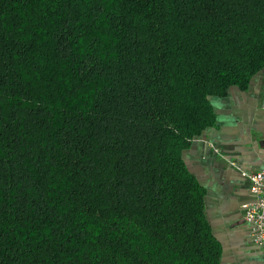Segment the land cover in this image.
<instances>
[{
	"label": "trees",
	"instance_id": "1",
	"mask_svg": "<svg viewBox=\"0 0 264 264\" xmlns=\"http://www.w3.org/2000/svg\"><path fill=\"white\" fill-rule=\"evenodd\" d=\"M264 67V0H0V264H220L182 153Z\"/></svg>",
	"mask_w": 264,
	"mask_h": 264
},
{
	"label": "crops",
	"instance_id": "2",
	"mask_svg": "<svg viewBox=\"0 0 264 264\" xmlns=\"http://www.w3.org/2000/svg\"><path fill=\"white\" fill-rule=\"evenodd\" d=\"M209 98L215 121L182 157L205 190V213L220 243V264H264L263 250L252 243L241 206L251 200L246 175L264 165V67L252 75L246 89L230 86L226 94Z\"/></svg>",
	"mask_w": 264,
	"mask_h": 264
},
{
	"label": "built area",
	"instance_id": "3",
	"mask_svg": "<svg viewBox=\"0 0 264 264\" xmlns=\"http://www.w3.org/2000/svg\"><path fill=\"white\" fill-rule=\"evenodd\" d=\"M214 150L219 153L216 148ZM220 155L223 157V154ZM230 164L236 166L233 161ZM246 176L250 181L251 200L241 205L242 217L250 224L252 243L264 254V165Z\"/></svg>",
	"mask_w": 264,
	"mask_h": 264
},
{
	"label": "rangeland",
	"instance_id": "4",
	"mask_svg": "<svg viewBox=\"0 0 264 264\" xmlns=\"http://www.w3.org/2000/svg\"><path fill=\"white\" fill-rule=\"evenodd\" d=\"M210 145H211V143H209ZM211 147H213V145H211ZM217 149V151L220 153V151H219V149L218 148H216ZM215 151V150H214ZM216 152V151H215ZM217 153V152H216ZM221 154V153H220ZM224 156V155H223Z\"/></svg>",
	"mask_w": 264,
	"mask_h": 264
}]
</instances>
